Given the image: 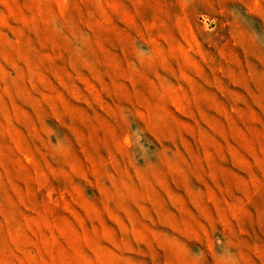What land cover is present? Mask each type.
I'll return each instance as SVG.
<instances>
[{
    "label": "rangeland",
    "instance_id": "obj_1",
    "mask_svg": "<svg viewBox=\"0 0 264 264\" xmlns=\"http://www.w3.org/2000/svg\"><path fill=\"white\" fill-rule=\"evenodd\" d=\"M0 264H264V0H0Z\"/></svg>",
    "mask_w": 264,
    "mask_h": 264
}]
</instances>
